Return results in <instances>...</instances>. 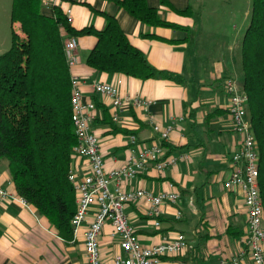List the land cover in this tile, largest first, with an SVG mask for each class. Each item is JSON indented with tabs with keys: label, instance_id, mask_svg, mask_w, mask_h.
<instances>
[{
	"label": "crops",
	"instance_id": "1",
	"mask_svg": "<svg viewBox=\"0 0 264 264\" xmlns=\"http://www.w3.org/2000/svg\"><path fill=\"white\" fill-rule=\"evenodd\" d=\"M162 1L147 0L151 7L158 8L164 20L184 25L189 31L148 26L116 0H59V6L65 14L71 9L70 24L79 30L89 26L103 29L108 16L116 17L131 43L146 54L152 65L181 74L183 83L164 78L141 80L91 68L86 60L97 43L94 35L77 36L79 62L71 72L83 77L84 98L96 105L97 118L92 130L100 138L107 171L125 165L130 134H136L141 143H150L159 135L153 130V123L162 129L176 125L165 143L166 154L185 158L162 173L148 166L126 180L123 188L159 193L174 186L181 192L179 201L164 204L159 227L149 216V204L144 201L131 203L126 211L144 245L171 240L177 233L187 236V249L175 257H164L160 264H221V259L241 249L247 228L242 193L224 186L230 175L231 154L239 146V136L232 130L224 79L240 78L242 41L249 26L245 20L251 12L245 11L243 19L235 7L220 16L219 10L225 8L223 3L167 0L171 8ZM186 8L190 13L175 10ZM43 12L53 15L55 7L43 6ZM13 25L19 27L17 22ZM146 33L166 39H183L187 35L189 38L175 44L145 37ZM235 41L239 42L233 45ZM5 45H0V54L8 50H4ZM118 79L122 80L119 90L123 97L140 95L154 101L148 111L129 109L121 113L118 122L114 121L111 100L97 92L92 83L95 80L115 83ZM71 169L82 175L87 171L86 160L73 156ZM0 184L19 196L9 162L3 158H0ZM179 210L181 217L177 216ZM94 217L95 207L89 211L80 234L67 239L30 203L5 200L0 203V264H88L85 232ZM100 245L105 264H112L116 255L124 254L120 237L114 234L110 223L104 226ZM246 264L253 263L248 260Z\"/></svg>",
	"mask_w": 264,
	"mask_h": 264
},
{
	"label": "trees",
	"instance_id": "2",
	"mask_svg": "<svg viewBox=\"0 0 264 264\" xmlns=\"http://www.w3.org/2000/svg\"><path fill=\"white\" fill-rule=\"evenodd\" d=\"M148 26L189 31L164 20L147 0H116ZM164 5H172L162 1ZM180 14L190 9H175ZM250 24L242 41L243 87L249 96L248 113L258 142L260 188L264 205V0H252ZM11 47L0 54V158L7 159L19 196L49 219L67 239L73 235L71 220L76 193L68 179L76 135L72 121L71 73L64 43L69 35H94L97 43L86 63L91 68L141 80L164 78L183 83L181 74L152 65L134 46L114 16L103 29H76L67 22L62 7L43 12V0H13ZM158 38L179 44L183 39ZM118 130V129H116Z\"/></svg>",
	"mask_w": 264,
	"mask_h": 264
},
{
	"label": "built area",
	"instance_id": "3",
	"mask_svg": "<svg viewBox=\"0 0 264 264\" xmlns=\"http://www.w3.org/2000/svg\"><path fill=\"white\" fill-rule=\"evenodd\" d=\"M59 0H43V6L51 8L59 5ZM71 9L66 10L67 22L73 21ZM78 37L69 35L65 39L64 50L71 73V108L72 121L76 135L73 156L83 158L87 162V171L80 175L70 168L68 179L76 193V211L71 224L73 236L77 237L87 220L89 211L95 207V217L85 232V253L88 264H105L101 256L100 237L104 226L110 223L114 234L121 240L124 254L115 256L112 264H160L164 257H175L187 249L189 242L184 233H177L171 239L160 243L144 245L132 225L127 207L131 203L144 201L149 204L148 214L155 225H161L164 204H175L181 192L174 186L169 191L154 193L143 188L126 190L123 184L133 179L148 166H154L159 172L176 165L181 158L166 154L165 143L176 125L162 129L153 123V130L159 135L150 143H141L136 134L129 135V157L125 165L107 171L101 141L92 130L97 118V108L92 101L85 100L83 95L84 79L71 72L78 64ZM118 79L115 83L101 80L93 81L95 90L108 97L113 105V119L118 122L121 113L129 109H146L154 103L140 95L122 96ZM225 93L229 98L228 111L231 117L232 130L239 136V146L230 157V175L224 181L228 190L238 189L247 209V228L243 245L237 254L221 259V264H264V205L260 188V156L258 142L255 137L252 121L248 113L249 96L237 76L224 79ZM8 199L24 198L12 194L0 184V203ZM179 210L177 216L181 217Z\"/></svg>",
	"mask_w": 264,
	"mask_h": 264
},
{
	"label": "rangeland",
	"instance_id": "4",
	"mask_svg": "<svg viewBox=\"0 0 264 264\" xmlns=\"http://www.w3.org/2000/svg\"><path fill=\"white\" fill-rule=\"evenodd\" d=\"M199 1L200 2L210 1L214 4H221V3L225 4V8L224 9L221 8L219 10L220 16L222 15V13H228L229 11H231V9L235 7L238 11V15H240L241 18L245 19V11L249 10V12H251L252 9V0H199ZM12 5H13V0H0V45L6 43L4 50L9 49L12 45L13 30L16 31L19 30V27L14 26L11 20ZM250 17H251L250 14L246 17L245 22L247 23V25L250 24ZM238 42L239 41H235L233 45L238 44ZM239 80H240L239 82L242 84L244 80V74L242 70L240 71Z\"/></svg>",
	"mask_w": 264,
	"mask_h": 264
}]
</instances>
